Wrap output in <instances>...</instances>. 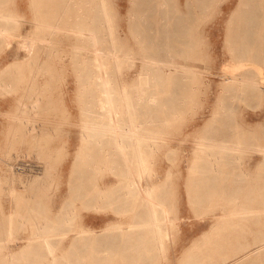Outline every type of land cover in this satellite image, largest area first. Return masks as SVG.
<instances>
[{
  "label": "rangeland",
  "instance_id": "rangeland-1",
  "mask_svg": "<svg viewBox=\"0 0 264 264\" xmlns=\"http://www.w3.org/2000/svg\"><path fill=\"white\" fill-rule=\"evenodd\" d=\"M55 1L54 6L42 7L46 19V40L42 45H39V37L35 35L37 34L35 21L40 16L38 12L34 11L32 0L0 1L1 7L7 9L10 15L17 17L3 24L7 35L0 40V71L7 63L16 62L15 70H12L10 75L7 73L0 78L1 264H7V261L8 264H15L12 261L13 255L23 245L41 234L43 237L45 234H51V240L58 248L57 253L62 256L67 255V251L74 242V233L87 232L91 228L98 232L101 227L106 228V233L100 237L90 235L88 232L81 233L84 244L81 242L82 246L78 245L79 249L76 254L70 255V259H65L68 260V263L61 260L60 257L57 264H93L86 262L95 253L106 258V261L100 264H210L217 258L220 260H217L216 264H231L230 259L232 258L224 260V257H219L218 252L212 251L220 247L231 249L238 246L236 242L239 243L241 239L244 241L246 237H249L248 241L252 243L255 235H264V219L254 221L243 214L249 209L264 211L262 210V208L264 209V201H262L264 196L260 200V196L264 195L262 194L264 188L259 184L249 185V187L224 188L221 183L206 185L207 187L203 188L190 182L189 178L197 143L201 140V136H204V126L219 103L224 82L222 74L226 70V63L230 61L226 40L227 29L232 14L239 15V12L234 11L238 0L214 1L207 10L209 12L203 13L197 29L193 31V33H201L204 36L206 50L209 51L208 59L200 62L201 64L198 63L199 73L204 84L200 83L199 86H195L194 91L191 89V85L183 82L180 88L185 90L184 96L174 100L171 96L178 81H174L169 77L170 75L165 78L158 73L155 78L152 77V89L150 88V90L154 91L155 95L161 99L158 106L154 108L155 129L160 126L159 121L168 120L169 124H165V130L163 129V132L157 134V141H159L157 156L150 162L152 165L148 164V169L152 170L150 178L154 179V186L163 183L167 172L172 171V184L166 191L173 192V196L166 198L167 200H164L162 206L164 210L168 211L167 215L161 214L162 219L171 218L172 224L164 230L163 237L159 240L152 239L148 235L144 243H138L137 241L140 240L134 238L133 242L130 241L129 247L126 246V243H122V235L115 228L116 223H121L126 227L127 224L133 222L134 215L128 212V208L111 204L112 207L105 206L95 209L82 203V198L88 193L87 191H92L94 181L102 189H105L120 183L124 176L120 175L115 164L103 162L99 164L88 162L83 165V168L91 176L89 178L87 176L83 183L74 171L77 159L84 147L83 128L97 117L95 109L90 108L92 101L89 99L91 95L89 91L92 87L88 83L93 81L94 76L92 69L83 68L85 67V56L75 52L79 47V40L75 37L76 33L70 22L76 18L84 19L85 22L84 3L81 1L76 6L77 13L66 14V21L63 24L48 27L50 22H59L63 14L60 13L59 0ZM106 1L111 11L110 32L115 33L125 50H130V58L122 61L121 64L119 77L125 79L121 81V89L126 81L127 87L134 91L144 64V59H141L143 58L142 54L140 58V53H142L140 34L143 33V28L134 27L132 29L130 27L132 10H135V0ZM171 1V5L174 6L184 0ZM55 4H57L58 13H55ZM52 6L54 11L53 8L51 9ZM94 7V4L89 7V18L92 16ZM51 14L58 15L57 17L53 15L56 20L51 19ZM89 25L88 21L86 26ZM42 31L40 30V32ZM82 34L83 32L79 35L82 36ZM47 41L52 42L48 43ZM10 48L14 52H9ZM9 55L13 57L12 60L8 57ZM255 64L264 68V63ZM43 67L44 94H41V91L34 93L25 90L26 85L30 88L28 81L30 74H38L37 72ZM30 94L31 96H29ZM32 97L35 100L38 98V105L41 108L44 105L45 110L35 109ZM185 97L189 100H186ZM176 109L182 110L181 116L178 115L175 119L173 117L166 119L162 116L163 112ZM234 120L245 123V132L249 135L252 134V138L253 135L255 136L253 141L248 142L249 152L242 156L244 157L242 163L244 167L241 168L248 171V176L244 175V178L246 180L256 179V177L264 179V167L259 165L263 155L258 150V148L264 147V84L259 95H255L247 102H240ZM258 143L261 144L258 145ZM82 160L84 163L87 161L85 158ZM235 173L240 174L241 172ZM74 177L77 180H73ZM72 182H76L73 192L70 188ZM82 184L83 187H79ZM201 192L206 195L214 193L217 195L215 198L198 197ZM231 192L232 197L222 195L223 193L229 195ZM218 194H220L219 197H217ZM203 199L206 200L205 204L194 205V201L199 202ZM224 200L225 204H223ZM227 206H230L229 210ZM224 210L230 217L225 214ZM60 211L63 212L62 216L58 215ZM72 211L75 214L70 216ZM15 212L17 213L15 214ZM69 219L70 221L65 225V220ZM38 227L43 232L39 231ZM35 231L39 234L34 233ZM9 234L12 235L11 238ZM229 235H240L241 237L239 236V241H234L233 244L226 245L224 242L220 246L216 245L219 239L220 241L224 240V237ZM8 238L11 240L13 238L16 241H11ZM37 240L42 242L43 239L37 237ZM42 244L40 243L36 247H44ZM256 245L250 244L247 250ZM123 248H128V252L123 254L126 257L122 256L121 249ZM112 249L115 252L119 251V257L113 258ZM41 252L40 257L37 256L33 264H51L45 260V247L41 248ZM211 253L214 255L212 261ZM139 254L143 258H139ZM3 260L5 263L2 262ZM22 260L20 264H30L26 259ZM69 260L71 261L69 262ZM258 264H264V260L261 259Z\"/></svg>",
  "mask_w": 264,
  "mask_h": 264
},
{
  "label": "bare ground",
  "instance_id": "bare-ground-1",
  "mask_svg": "<svg viewBox=\"0 0 264 264\" xmlns=\"http://www.w3.org/2000/svg\"><path fill=\"white\" fill-rule=\"evenodd\" d=\"M81 1L84 3L83 13L85 14V22L84 19L79 18L71 20L70 22L76 33L75 37L79 40V47L76 46L78 48L75 52L85 56V67L83 68L92 69L93 71V81L88 83L92 87L89 91V93H91L89 99L92 101L90 108L95 109L97 117L83 128L84 147L82 153L79 155V159L76 158L77 164L75 165L74 171L76 172V176H78L83 183L87 176L88 178L91 177L89 176V172L83 168V165L88 162L90 164H99L103 162L115 164L119 169L120 175L124 176V179L121 180L120 183L105 189H102L94 181V183H92V191L86 192L87 194L82 198V203L85 206L89 205L95 209L105 206L112 207V205H120L123 208H128V212L134 215L133 222L131 221L132 223L127 224L126 227L121 223L115 224L118 233L122 235V243H126L128 247L130 241L133 242L134 238L140 240L137 241L138 243H144L148 235L152 239L159 240L163 237L164 230L172 224L171 218H161V214L167 215L168 213V211L164 210V207H162L164 200L173 196V192L170 193L166 191L172 184V171L169 170L167 172L163 183L154 186V179L150 178L152 170L148 169V164L157 156L156 151L159 148L157 134L163 132L165 124H169L166 119H170V117L175 119L182 113V110L176 109L170 112H163L162 116L166 118V121H159L160 126L155 129L154 125H156V120L154 108L158 106L161 99L159 96L155 95L154 91L150 90L152 87V77L154 76L155 78L156 73H158L165 78L170 75L169 77L173 78L174 81H178L176 82L178 87L176 86L173 88V94L171 96L174 100H178L180 97L184 96L183 93L185 90L180 88L183 82L191 85V89L194 91L195 86H199L200 83L204 84L199 73V64L208 59L209 51L206 50L204 36L201 33H193V31L197 29L203 13L207 11L216 0H184L174 6L171 5V0L134 1L135 10H132L130 27L132 29L134 27L143 28V33L140 34L142 37L140 41L142 53H140V55L142 54L143 58H141L142 55L140 58L142 60L144 59L142 71L138 76L134 91H131L127 87L126 81H124V85L121 89V81L125 79H121L119 73L122 67V61L130 58V48L128 49L129 51L125 50L123 47L124 45L117 39L115 33L113 34L110 32L111 11L106 0H59L58 5L61 6L59 7L60 13L62 12L64 15L62 14L59 22H50L48 27L63 24L66 21L65 15L68 13H77L76 6L79 5ZM54 3H56L55 0H32L33 9L38 12L40 16L39 19L35 21L37 30V34L35 35L39 37V45L45 44L46 40V19L42 7L54 6ZM91 4H94L95 7L92 9L91 18H89L88 11L90 10L89 7ZM56 6L57 4H55L54 7L56 8L55 13H58V7ZM235 9L234 11L237 13L239 12V15H234L233 13L228 24V37L226 40L230 52V61L226 63V70L224 73H221L224 82L221 89L222 92L219 96V103H217V106L215 105L216 108L212 116L204 126L205 134L201 136V140L197 143L192 165L190 167L191 174L189 181L200 187L218 183L227 187L235 183L248 181L254 186L259 184L264 188V179L262 177L258 178L255 176L256 179L252 180H246V178H244V175L245 177L248 176V171L241 168L244 167L242 166L244 158L242 156L246 152H249L250 147L248 142L250 140L253 141L255 136L253 135L252 138L251 133V135H249V133L245 132V123L235 122L234 120L240 102H247L255 97V95H259L261 87L264 84V68H260L255 64L259 63V65H261L264 63V0H238ZM208 12L209 11H207V13ZM53 15L54 14H51V19L56 20L55 17L58 15H54L55 17H53ZM151 15H153V17H150ZM88 21L90 25L86 26ZM40 30L43 31L40 32ZM81 32H83L82 36L79 35ZM0 35L4 37L3 29H0ZM15 67L16 66H14V68ZM44 67L37 72L38 74H30L28 79L30 88L26 85L25 90H30L34 93L36 91H41L40 93L44 94ZM29 96H31V94ZM185 98L189 100V98ZM31 100L35 109L40 108L45 110L44 105L42 108L38 105V98L35 100L34 97H32ZM259 144L261 143H258V145ZM258 150L261 151L263 155L259 161V165L264 167V147L258 148ZM84 158L87 160L85 163L82 160ZM109 166L112 167L111 165ZM239 171L241 172L240 174L235 173ZM148 176L149 178H147ZM73 180L77 179L74 177ZM73 183L74 182H72L70 186L72 192L76 187V182ZM79 187H83V184ZM257 194H259V192H257ZM262 194H264V192ZM215 195L217 194L206 195L202 193L199 194L198 197L210 196L215 198ZM219 195L220 194H218L217 197H219ZM222 195L225 197L232 196L231 194ZM263 196L264 195L260 196V198ZM260 200H262V198ZM205 201L204 199L199 202L194 201V205H203ZM223 204H225V200ZM228 207L230 208V206H227V209ZM262 210L264 209L262 208ZM73 211L70 213V216L75 214V211ZM224 211L228 216L226 210ZM16 213L17 212H15V214ZM61 213L63 212L60 211L58 215L60 214L62 216ZM245 213H247V216L257 215L258 221L264 219V211H253V209H249L243 212L244 215ZM228 217H230V215ZM69 221L70 219L65 220L64 224L66 225ZM261 222L260 224H262ZM74 226L75 224L73 228ZM38 228L40 229V227ZM105 229L106 228L101 227L97 232L95 229L91 228L88 229L87 232L90 235H98L100 237V235L106 233ZM39 231L43 232L41 229ZM85 232L86 231H79L74 233V242L72 241L73 244L71 248L69 246L70 249L68 248L67 255L64 256L57 253L58 248L52 242V237H50L51 234H45V237H43L40 233L41 235L37 237L43 239L42 242L46 254L45 260H48L51 264H57L60 257L62 258L61 260H65L66 258L70 259V255L76 254V251L79 249L78 245L80 244L82 246V244H84V242H82L83 237L81 233ZM34 233H36V231ZM36 234L38 235L39 232ZM65 234H67V232ZM9 235L7 236L11 238L12 235ZM37 237L30 240L26 245H23L21 249L13 255V263L20 264L22 263L20 262L22 259H26L28 263L33 264L37 256L38 258L40 257L39 255L42 253L41 248L44 247H41V245V248L36 247L38 244H42V242L37 240ZM57 246L59 247V245ZM121 250L122 256L126 257V255L123 254L124 252H128V248H123ZM258 251L259 254L262 253L264 247L259 248ZM112 252H114L113 258L119 257V251L115 252L112 249ZM139 255V258H143L141 254ZM5 260L2 262L5 263ZM71 260H69V262ZM105 261V257L95 253L86 263L100 264Z\"/></svg>",
  "mask_w": 264,
  "mask_h": 264
},
{
  "label": "crops",
  "instance_id": "crops-1",
  "mask_svg": "<svg viewBox=\"0 0 264 264\" xmlns=\"http://www.w3.org/2000/svg\"><path fill=\"white\" fill-rule=\"evenodd\" d=\"M0 1H2V0H0ZM16 18H17L16 16L10 15V13L7 9H4L3 7L0 6V29L4 30L3 24L5 22H7L8 20L16 19ZM6 35H7V33L4 30V37L2 35H0V40L4 39ZM11 51L14 52V50L13 49L11 50V48H10L9 52H11ZM8 57H10V60H12V58H13L10 55ZM15 65H16L15 61L7 63L5 65V67L0 71V78L2 75H6L7 73H9V75H10L12 73V70L13 71L15 70V68H14ZM249 185H252L251 182L245 181V182L235 183V184H232L231 186H227L224 188H234L236 186L249 187ZM205 187H207V186H205ZM202 193H204V192H201V194ZM223 194H225V193H223ZM230 194L232 195V192ZM208 197H210V196H208ZM208 197H202V198H208ZM245 216H247V213H245ZM247 218H249V219L252 218L254 221H258L257 215H249V216H247ZM239 236L240 235H229L227 237H224V240L220 241V239H219V241L216 242V245L220 246L224 242L226 243V245H228V243L233 244L237 240L239 241ZM248 238L249 237H246L244 239V241H242V239H241L239 243L236 242L238 244V246H234L231 249H229V248L223 249L220 247L221 249L217 248V249H214L212 252H218V254H220L219 257H224V260L232 258V259H230L231 264H258L261 259L264 260V251L260 254L258 251L259 248L264 247V235H255V239L252 243L248 241ZM250 244H257V245L254 248L247 250V247ZM234 255H236V256H234ZM231 256H233V257H231ZM210 258H211V261L214 258V255L212 253L210 254ZM217 260L219 261L220 258H217L216 260H214L210 264H216ZM187 262H189V260H187Z\"/></svg>",
  "mask_w": 264,
  "mask_h": 264
}]
</instances>
